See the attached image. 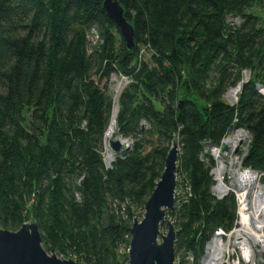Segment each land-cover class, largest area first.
<instances>
[{"label":"trees","instance_id":"16d2710c","mask_svg":"<svg viewBox=\"0 0 264 264\" xmlns=\"http://www.w3.org/2000/svg\"><path fill=\"white\" fill-rule=\"evenodd\" d=\"M119 1L135 28L133 50L104 0H0V227L37 220L49 253L123 264L133 218L144 214L178 140L168 218L176 264L189 253L198 262L216 229L230 230L237 217L233 194L213 195L206 146L244 127L252 141L243 163L264 170V15L256 11L264 0ZM245 72L231 105L228 89ZM114 75L128 79L118 133L134 140L108 167Z\"/></svg>","mask_w":264,"mask_h":264},{"label":"water","instance_id":"95a60500","mask_svg":"<svg viewBox=\"0 0 264 264\" xmlns=\"http://www.w3.org/2000/svg\"><path fill=\"white\" fill-rule=\"evenodd\" d=\"M103 8L120 29L127 48L133 50L136 46L135 28L126 18L123 5L119 0H104ZM248 78H244L239 87L250 79ZM259 89L264 95V86H259ZM107 139L108 133L106 141ZM109 146L107 148L115 154L132 149L129 140L122 139L109 141ZM179 151L180 143L175 140L167 154L161 179L145 204L144 217L133 218L128 257L123 264H176L178 232L175 223L168 218V213L174 210L176 204ZM113 152L108 155L110 161L114 160ZM164 225L168 229L166 234L162 231ZM0 264L81 263L72 257L61 258L57 253L50 254L44 247V239L37 220H32L24 223L17 231L0 227Z\"/></svg>","mask_w":264,"mask_h":264},{"label":"built area","instance_id":"2783aa9c","mask_svg":"<svg viewBox=\"0 0 264 264\" xmlns=\"http://www.w3.org/2000/svg\"><path fill=\"white\" fill-rule=\"evenodd\" d=\"M92 33L95 36L97 31L93 30ZM239 89L227 92V96L235 97L232 102H229L231 105L237 104L241 87ZM232 91L235 93L231 94ZM239 132L243 137L233 147L230 138L235 137ZM251 138L249 130L238 127L228 132L219 145L208 144L206 146V152L215 161L211 171L215 181L212 187L213 195L218 200H223L229 194H233L236 199L237 217L230 230L222 227L216 229L205 247L201 264H264L262 258L264 239H260L263 237L255 241L245 229L249 226L248 229L256 233L257 236L264 235V226L262 225L264 223V170L245 166L243 163L249 153ZM246 140L248 143L246 150L241 153V161L238 158L232 159L239 144ZM226 147L228 148L226 149ZM243 190H247V193L244 194ZM256 204H260L259 210H256ZM257 212L259 213L256 214ZM243 238L251 243L249 247L244 246ZM250 249L253 251V256Z\"/></svg>","mask_w":264,"mask_h":264},{"label":"rangeland","instance_id":"374dc122","mask_svg":"<svg viewBox=\"0 0 264 264\" xmlns=\"http://www.w3.org/2000/svg\"><path fill=\"white\" fill-rule=\"evenodd\" d=\"M256 11H257V13H260V14H262V15H264V11L263 10H261V9H256ZM229 22L231 23V24H234V25H241L242 24V22H243V20L240 18V17H229ZM93 34L94 33H92V38L94 39H92L93 40V43L94 44H96L97 43V41H99L100 39H99V35H98V33L97 34H95V36H93ZM90 38H91V36H90ZM247 77H249L250 78V72H245V75H244V78H247ZM243 78V79H244ZM248 78V79H249ZM242 79V80H243ZM104 82H105V80L103 81V84H104ZM128 83V79L126 78V77H122V76H120V75H114L113 77H112V79L110 80V83H109V89H108V93H109V95L111 96V97H113V99L115 100V102L118 104V100H119V97H120V94H121V92H122V90L124 89V87L126 86V84ZM240 84V83H239ZM239 84L237 85V86H232V87H230L229 89H228V91L230 90H234V89H239L240 87H239ZM240 90V89H239ZM235 96V95H234ZM234 98L235 97H229V96H227V94H226V100L228 101V102H232V100H234ZM118 108H119V106H118ZM119 110V109H118ZM118 114V113H117ZM117 120V119H116ZM113 139H122V140H129V142H130V144L131 145H133V140L134 139H132V138H127V137H124V136H122V135H120L119 133H118V124H117V130H116V133L114 134V136L113 137H108V139H107V141H106V146H105V152H104V154H105V159H106V164L108 165V167H111V165H112V163L114 162V160L116 159V156L118 155V154H115L111 149H109V148H107L108 146H109V141H111V140H113ZM247 143H248V141L246 140V141H244V142H242V143H240L239 144V147H238V149H237V152H235L234 153V155L232 156V159H235V158H238L239 159V161H241V159H242V152H244L246 149V147H247ZM110 147V146H109ZM110 152H113L114 153V160H112V161H110L109 160V158H108V155H109V153ZM178 188V187H177ZM177 193H178V190H177ZM177 195V194H176ZM230 195V194H229ZM236 200V199H235ZM141 212V208L140 207H137L136 208V213H138V214H141L140 213ZM144 214H145V209H144ZM144 214L142 215V216H136V217H139L140 219H142L143 217H144ZM172 220V219H171ZM173 221V220H172ZM174 222V221H173ZM13 231H17V230H13ZM162 231L166 234L167 233V231H168V229H167V226L166 225H164L163 227H162ZM161 240V239H160ZM130 245V244H129ZM129 250V249H128ZM51 254V253H50ZM60 256V255H59ZM181 256H182V252H181ZM61 258H64V257H62V256H60ZM75 260H77L75 257H73ZM262 258L264 259V253H262ZM185 264H201V259L198 261V262H196V260H195V257H194V259H193V254L192 253H189V254H185ZM78 261V260H77ZM80 262V261H79ZM81 263V262H80ZM82 264V263H81Z\"/></svg>","mask_w":264,"mask_h":264},{"label":"bare ground","instance_id":"6f19581e","mask_svg":"<svg viewBox=\"0 0 264 264\" xmlns=\"http://www.w3.org/2000/svg\"><path fill=\"white\" fill-rule=\"evenodd\" d=\"M264 91V90H263ZM235 93V91L231 94ZM233 96V95H232ZM117 113H118V104L116 103V107H115V111H114V116L112 118V122H111V125L107 131L108 133V137H113L114 134L116 133V130H117V122H116V119H117ZM243 137L242 133L239 132L235 137L233 138H230V143L232 144V146L234 147L235 146V143H237L239 141V139H241ZM111 156V155H110ZM110 160V159H109ZM243 193L246 194L247 193V190H243ZM263 196H264V191H263ZM259 197V196H258ZM261 198V197H259ZM260 208V204H256V210H259ZM259 212H257L256 214H258ZM262 225L264 226V223H262ZM249 227V226H248ZM248 227H245V229L247 230V233L249 234V236L254 239L255 241H257L260 237H263V238H260V239H264V235H259L257 236L256 233H253L250 231V229H248ZM245 241V239L243 238L242 242ZM251 243L246 239V241L244 242V246H247L249 247ZM252 251V249H250ZM252 253V256H253V251L251 252Z\"/></svg>","mask_w":264,"mask_h":264}]
</instances>
